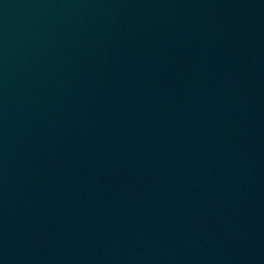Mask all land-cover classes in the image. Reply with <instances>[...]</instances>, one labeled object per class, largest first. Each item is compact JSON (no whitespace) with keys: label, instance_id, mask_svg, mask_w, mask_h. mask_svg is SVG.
I'll return each mask as SVG.
<instances>
[{"label":"water","instance_id":"1","mask_svg":"<svg viewBox=\"0 0 264 264\" xmlns=\"http://www.w3.org/2000/svg\"><path fill=\"white\" fill-rule=\"evenodd\" d=\"M0 264H264V0H0Z\"/></svg>","mask_w":264,"mask_h":264}]
</instances>
